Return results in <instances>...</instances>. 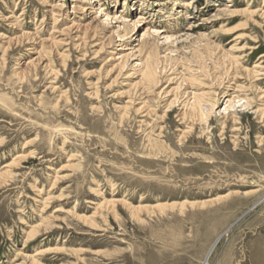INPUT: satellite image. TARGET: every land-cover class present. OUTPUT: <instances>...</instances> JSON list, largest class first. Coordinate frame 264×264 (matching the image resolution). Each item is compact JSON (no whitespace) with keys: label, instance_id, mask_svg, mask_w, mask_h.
Segmentation results:
<instances>
[{"label":"rangeland","instance_id":"374dc122","mask_svg":"<svg viewBox=\"0 0 264 264\" xmlns=\"http://www.w3.org/2000/svg\"><path fill=\"white\" fill-rule=\"evenodd\" d=\"M260 108L264 0H0V264H264Z\"/></svg>","mask_w":264,"mask_h":264},{"label":"bare ground","instance_id":"6f19581e","mask_svg":"<svg viewBox=\"0 0 264 264\" xmlns=\"http://www.w3.org/2000/svg\"><path fill=\"white\" fill-rule=\"evenodd\" d=\"M74 1H76L77 2V4H82L83 3V0H74ZM78 9H80V7H77ZM100 8L98 7V10H99ZM106 17V19H109L108 18V16H105ZM87 37V36H86ZM85 37V38H86ZM87 40V39H86ZM165 40H168V38H166ZM78 41V40H77ZM94 41V40H93ZM143 44H144V42H142V44H141V48H142V46H143ZM155 55V54H154ZM151 51L149 52V53H147V55H146V59H151ZM156 57V56H155ZM158 59V58H157ZM156 59V60H157ZM150 61H152V60H150ZM150 61H148L147 63H146V65H145V68H144V71H143V73L141 74V79L140 80H143V79H145V80H148L149 82H151L152 83V81H154V79H155V71H154V69H153V67H151L152 65H151V62ZM159 61V60H158ZM160 62V61H159ZM143 63V62H142ZM155 63H157L156 61L154 62V64ZM158 71H156V73H157ZM157 75V74H156ZM157 78V77H156ZM148 81H146L147 82V84L149 83ZM154 82H156V81H154ZM142 83H143V81H142ZM150 83V84H151ZM137 85V84H136ZM149 86V85H148ZM153 86V85H152ZM150 87V86H149ZM148 87V88H149ZM201 96V95H200ZM235 97H232L231 96V99H228V101H227V106H226V108L224 109L225 111L226 110H228V109H231L232 108V104L234 103V99ZM193 99V101H194V99H195V103H194V105H193V103H191L192 104V106H191V108L193 109V106H195V105H197V103H198V99L195 97H193L192 98ZM209 99H211L212 100V98H209ZM238 99V98H237ZM199 102H201V100L202 99H200L199 98ZM239 100V99H238ZM142 101V100H141ZM203 101V100H202ZM205 102V101H204ZM208 102H210V100H208ZM131 103V102H130ZM141 103V102H140ZM139 103V104H140ZM247 103V102H246ZM200 104V103H199ZM209 104V103H208ZM215 103L213 102V103H211V105H212V107H213V105H214ZM190 105V104H189ZM199 106V105H198ZM201 106H202V104H201ZM201 106L199 107V108H201ZM197 107V106H196ZM195 109V108H194ZM189 111V110H188ZM197 111H199V109L197 110ZM257 113H261V115H263L264 116V109L263 110H261V108H260V110H258L257 111ZM203 114V113H202ZM21 158V157H20ZM17 161H18V159H16ZM11 164H14V163H11ZM10 164V165H11ZM14 166V165H13ZM228 195V194H227ZM223 197H225V196H221L220 198H223ZM210 201V200H209ZM202 203H205V202H202ZM183 204L184 203H182V204H180V207H182L183 206ZM162 205V204H161ZM191 205H194L193 203H191ZM163 206H165V205H163ZM33 230V229H32ZM31 230V232H30V235H28V238H31L32 237V235H35V233L36 232H34L35 230H33L32 231ZM218 241H219V239L217 240L216 239V241L213 243V245L210 247V250H209V252L207 253V255L205 256V259H204V262L202 263V264H206V262H207V260H208V257H209V255L211 254V252L215 249V247H216V245H217V243H218ZM39 254V253H38ZM28 258V257H27ZM31 259H32V262H33V264H37V262H35V260H33L34 258H32V257H30Z\"/></svg>","mask_w":264,"mask_h":264}]
</instances>
